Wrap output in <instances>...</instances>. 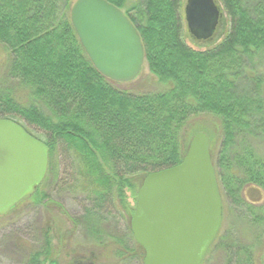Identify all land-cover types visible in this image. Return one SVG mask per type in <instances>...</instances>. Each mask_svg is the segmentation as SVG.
I'll use <instances>...</instances> for the list:
<instances>
[{
  "label": "trees",
  "instance_id": "16d2710c",
  "mask_svg": "<svg viewBox=\"0 0 264 264\" xmlns=\"http://www.w3.org/2000/svg\"><path fill=\"white\" fill-rule=\"evenodd\" d=\"M107 1L135 25L145 65L160 89L133 93L102 76L71 26L69 0H0V43L7 52L0 118L40 138L48 148L47 168L57 145L64 146L83 184L98 199L116 196L129 221L144 178L181 163L199 132L192 123L200 113L220 119L222 159L234 160L246 175L235 180L264 190V160L236 140L264 135V79L252 66L264 52V0H221L229 32L211 48L182 39L181 0ZM237 148L243 153L235 154ZM216 180L224 195H233L226 178L216 174ZM250 217L252 224L264 226V205L252 209ZM263 235L256 234L249 245H231L227 264H254L253 248ZM135 243L143 260L144 249Z\"/></svg>",
  "mask_w": 264,
  "mask_h": 264
},
{
  "label": "water",
  "instance_id": "95a60500",
  "mask_svg": "<svg viewBox=\"0 0 264 264\" xmlns=\"http://www.w3.org/2000/svg\"><path fill=\"white\" fill-rule=\"evenodd\" d=\"M184 20L195 39L218 25L215 0H185ZM70 23L95 69L113 82L133 81L145 63L141 36L123 10L107 0H76ZM181 163L150 172L140 184L131 216L143 264H201L217 237L223 203L203 132L191 137ZM47 146L12 119L0 118V215L39 186Z\"/></svg>",
  "mask_w": 264,
  "mask_h": 264
},
{
  "label": "rangeland",
  "instance_id": "374dc122",
  "mask_svg": "<svg viewBox=\"0 0 264 264\" xmlns=\"http://www.w3.org/2000/svg\"><path fill=\"white\" fill-rule=\"evenodd\" d=\"M69 1L72 5L76 0ZM131 1L135 0H128L129 3ZM181 1L182 39L185 43L199 48L217 46L229 32L230 23L221 0H215L220 12L218 25L214 34L206 40L195 39L189 33L183 12L186 1ZM6 55L0 43V73L5 67ZM252 66L254 73L264 79V52L254 59ZM115 84L119 89H129L133 93L160 89L145 63L135 80ZM24 93L17 92L21 96ZM193 118L192 124L209 140L210 160L215 174L222 175L234 186L230 197L236 201L239 197L242 201L232 202L216 180L223 203L222 225L217 240L210 245L201 264H227L233 258L229 254L231 245H249L256 234H264V226L252 224L250 217L252 209L257 211L264 205V190L250 181L240 183L235 180L246 175L233 163L234 160L222 159L220 119L209 113H200ZM30 127L35 133L36 127ZM236 140L246 144L264 160V135ZM57 146L39 193L32 198H24L0 216V264H49L50 258L53 264H143L144 259L139 256L131 232L127 207L116 196L109 195L108 200L98 199L92 187L84 185L77 177L73 156L64 146ZM234 152L242 154L243 149L237 148ZM230 157H234L233 153ZM87 209H90L88 213ZM254 246V264H264V235Z\"/></svg>",
  "mask_w": 264,
  "mask_h": 264
},
{
  "label": "flooded vegetation",
  "instance_id": "af4514ba",
  "mask_svg": "<svg viewBox=\"0 0 264 264\" xmlns=\"http://www.w3.org/2000/svg\"><path fill=\"white\" fill-rule=\"evenodd\" d=\"M213 169H214V168H213ZM261 195H262V194L260 193V194H259V197H260Z\"/></svg>",
  "mask_w": 264,
  "mask_h": 264
}]
</instances>
